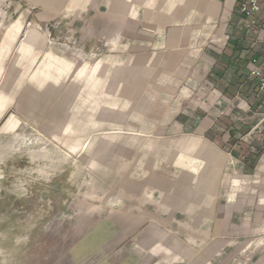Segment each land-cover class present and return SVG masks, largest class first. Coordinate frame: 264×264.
<instances>
[{
	"label": "rangeland",
	"instance_id": "rangeland-1",
	"mask_svg": "<svg viewBox=\"0 0 264 264\" xmlns=\"http://www.w3.org/2000/svg\"><path fill=\"white\" fill-rule=\"evenodd\" d=\"M259 28L242 37L249 60L264 55ZM149 46L138 18H60L0 0V264H116L125 248L138 264H264V172L230 180L232 215L206 242L159 224L114 247L94 237L106 198L135 196L155 172L163 186L178 170L166 140L182 132L166 128L183 88ZM137 236L154 241L137 248Z\"/></svg>",
	"mask_w": 264,
	"mask_h": 264
},
{
	"label": "crops",
	"instance_id": "crops-1",
	"mask_svg": "<svg viewBox=\"0 0 264 264\" xmlns=\"http://www.w3.org/2000/svg\"><path fill=\"white\" fill-rule=\"evenodd\" d=\"M17 1L60 18H138V37L149 41L150 50L162 52L159 58L167 56L165 66L174 68L173 79L182 84L174 99L179 107L166 128L182 132L166 140L180 153L174 161L178 170L171 179L166 177L163 186L155 172L149 181L138 180L135 196L106 198L98 210L110 216L95 225L94 237L102 234L98 238H103L102 246L114 247L132 228L159 224L187 227L192 242H206V236L219 231L232 215L233 204L222 196L230 180L263 177L264 139L249 137L257 129L264 132L260 123L264 106L249 67L253 58L262 61L264 55L245 58L249 43L242 37L264 28V5L260 12L246 16L239 10L241 0ZM173 178L181 186L177 193L169 187V181L175 184ZM112 223L126 234H108L104 227ZM94 237L87 242L94 244ZM149 238L137 236L133 243L143 247L153 243ZM137 260L138 251L125 248L116 264H138Z\"/></svg>",
	"mask_w": 264,
	"mask_h": 264
},
{
	"label": "built area",
	"instance_id": "built-area-1",
	"mask_svg": "<svg viewBox=\"0 0 264 264\" xmlns=\"http://www.w3.org/2000/svg\"><path fill=\"white\" fill-rule=\"evenodd\" d=\"M264 0H241L239 10L243 15L252 16L262 10ZM250 76L258 81V90L264 106V60L253 58L250 62ZM260 123H264V112L261 113Z\"/></svg>",
	"mask_w": 264,
	"mask_h": 264
}]
</instances>
